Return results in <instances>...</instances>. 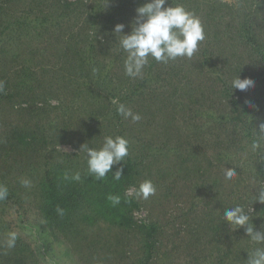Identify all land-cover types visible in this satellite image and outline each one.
Here are the masks:
<instances>
[{"label": "trees", "instance_id": "obj_1", "mask_svg": "<svg viewBox=\"0 0 264 264\" xmlns=\"http://www.w3.org/2000/svg\"><path fill=\"white\" fill-rule=\"evenodd\" d=\"M144 2L0 0V113L5 108L12 109L11 100L15 97H20L28 107L38 103L47 107L50 106V99L59 100L58 95H65L72 99L71 109L79 112L78 118L73 114L67 118V138L71 135L69 126L76 128L81 124L76 134L85 145H98L106 136H121L128 141V155L124 161L114 165L103 179L88 171L87 159L83 162H86L85 165L79 168L82 155L56 152L55 163L44 172L36 186L39 214L45 229H38V224L26 227L35 244L33 246L23 235L8 230L0 223V264H45V253L58 259L56 244L61 242L60 235H68L69 231L81 233L102 221H108L106 223L111 227L121 228L129 224L130 228L133 227V212L139 207V202L137 197H130L129 201L123 196L124 185L130 182L131 186L147 172L146 169H150L147 167L149 150L163 152L164 148L155 147L154 141L145 139L141 134L143 127L147 130L155 117L148 113V120L144 113L158 105L161 99L157 96L160 90L154 84L164 74H178L176 67L169 68L170 63L189 60L178 57L163 63L149 57L148 64L137 78L131 80L128 76L124 80L126 75L121 78L117 75L115 68L121 66V62L124 64L127 54L116 41L114 26L123 23L124 33L130 32L135 8ZM172 4H181L194 13L201 21L204 33H208L198 44L199 56L194 59L200 63L196 69L206 68L215 74V62H225L220 69L225 76L217 73L218 77L231 82L234 78L230 74L232 68L241 79L250 78L255 82V87L248 92L254 93L249 99L246 93L235 89L231 91L230 84L224 82L221 94L230 96L235 91L237 97L231 95V115L216 117L215 121L219 125L229 123L230 127L220 126L227 127L228 136L239 139L240 144L245 146L248 160L243 164L247 173L263 177L264 152L252 153L250 143L258 133L259 125L264 123V0H237L234 5L223 0H168V5ZM14 45L22 57L16 66L12 62L17 57L10 55L9 49ZM240 62H251L254 70L258 71L256 77L250 76ZM182 83L189 88L184 94L188 97L193 90L192 82L187 80ZM246 101H251L254 107H249ZM118 104H124L140 119L133 121L131 117L125 119L119 115ZM214 105L225 107L217 104L216 100ZM37 135L32 129L20 130L15 139L18 146L29 151L40 145L44 136L45 140L50 137L44 133L40 137ZM227 153L217 156L218 165L214 168L219 169V163L230 158ZM118 169H122V175L115 180L113 173ZM76 174L80 179H73ZM0 185L8 189L7 198L0 203L19 205L21 195L18 187L1 174ZM109 196H118L120 202L113 205ZM128 204L130 218L125 210ZM49 230L53 232L51 236H47ZM140 230L143 256L139 263L152 264L157 252L155 236L158 227L150 224ZM54 231L59 232V237ZM8 232L17 233L16 245L11 249L6 245Z\"/></svg>", "mask_w": 264, "mask_h": 264}, {"label": "rangeland", "instance_id": "obj_2", "mask_svg": "<svg viewBox=\"0 0 264 264\" xmlns=\"http://www.w3.org/2000/svg\"><path fill=\"white\" fill-rule=\"evenodd\" d=\"M223 1L230 5L237 2ZM9 49L10 55L17 57L13 65H19L22 57L17 46ZM195 56H199L198 51L189 60L171 62L169 68L176 67L178 74H164L154 84L160 90L157 96L161 99L158 105L144 113L148 120V113L155 117L147 130L143 127L141 134L154 141L155 147L164 148L163 152L149 150L147 167L150 169H146L147 172L131 186L130 182L124 185L123 196L129 201L130 197H137L139 202L133 212V227L130 228V224L111 227L106 223L108 221H102L81 233H63L64 237L54 231L61 236V242L56 244V257L62 264H140L143 256L140 228L150 224L158 227L155 236L157 252L152 264H246L247 252L255 245L248 239L244 228L233 230L227 225L223 212L237 204L244 205L247 210L255 202L256 189L264 187V175L257 177L247 173L243 164L248 160L245 146L239 139L228 136L227 127L220 126L230 127L229 123L219 125L215 121L216 117L231 115V95L237 97L235 91L230 96L221 94L223 83L230 84L217 75L225 76L220 72L225 62H215L217 70L214 74L206 68L196 69L200 62L194 59ZM240 63L250 76L256 77L258 71L251 62ZM120 65L115 70L121 78L126 73L123 62ZM230 70L232 76H237L234 69ZM127 77L124 76V80ZM135 78L131 77V80ZM187 80H191L193 90L185 97L189 88L182 82ZM248 92L245 96L249 99L254 93ZM58 96L60 99H50L47 107L42 103L28 107L20 97H15L11 100L12 109L5 108L0 113V174L12 181L21 195L19 205L0 203V223L8 230L17 231L30 243L33 240L26 227L38 224V229H45L39 214L36 186L44 172L55 163L56 152L82 155L79 168L87 159L85 148H81L84 144L76 134L81 124L76 128L69 126V138L66 133L67 118L72 114L78 118L79 112L71 109V97ZM214 100L225 107L217 108ZM31 129L39 137L44 133L51 138L45 140L44 136L40 145L27 151L18 146L15 138L20 130ZM103 142L86 147L98 149ZM222 152H228L230 158L219 163L220 168L216 169V158ZM227 168L237 173L231 180L224 175ZM24 180L29 181L27 186L22 183ZM145 181H150L154 188V193L147 198L140 192ZM259 205L264 206V203L253 204L254 213H251L257 228L264 225V208L259 209ZM125 210L130 218V204ZM52 233L49 230L47 236ZM44 257L45 264H51L48 258L53 256L45 253Z\"/></svg>", "mask_w": 264, "mask_h": 264}, {"label": "clouds", "instance_id": "obj_3", "mask_svg": "<svg viewBox=\"0 0 264 264\" xmlns=\"http://www.w3.org/2000/svg\"><path fill=\"white\" fill-rule=\"evenodd\" d=\"M125 25L118 23L114 26V34L120 48L127 54L124 61L125 73L129 77H136L142 73V69L148 64V58H154L158 62L167 63L178 57L191 58L198 50L199 42L205 39V33L200 19L192 12H189L181 4L168 5V0H145L135 8V15L130 22V32L124 33ZM117 34L119 38L117 40ZM93 71H96L93 69ZM255 87V82L250 78L241 79L235 76L230 82L231 91L239 90L247 93ZM115 103V101H114ZM249 107H254L251 101H246ZM117 113L125 119L131 117L138 121L140 116L134 114L124 104H118ZM88 171L98 179H103L112 171L114 165L124 161L128 155V141L121 137L106 136L102 146L98 149L86 147ZM250 150L254 154L264 152V123L259 125V131L250 143ZM122 169L113 173V179L119 180ZM226 179L231 180L237 173L234 169H225ZM73 179H80L76 174ZM25 186L29 181L22 182ZM140 192L144 198L154 193L150 181L141 185ZM8 196L7 187L0 185V200ZM255 202L250 207L237 204L234 207L225 208L224 220L233 230L244 228L248 239L255 245L248 253L246 264H264V225L257 228L253 224V204L264 203V187H258L254 193ZM113 205L120 202L118 196H109ZM17 241L16 232H8L6 245L14 248Z\"/></svg>", "mask_w": 264, "mask_h": 264}, {"label": "water", "instance_id": "obj_4", "mask_svg": "<svg viewBox=\"0 0 264 264\" xmlns=\"http://www.w3.org/2000/svg\"><path fill=\"white\" fill-rule=\"evenodd\" d=\"M51 264H62L59 259L48 258Z\"/></svg>", "mask_w": 264, "mask_h": 264}]
</instances>
